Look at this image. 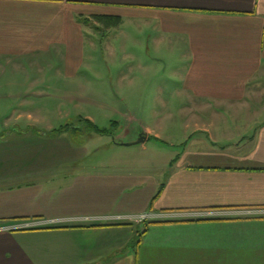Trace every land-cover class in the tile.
Wrapping results in <instances>:
<instances>
[{
  "label": "crops",
  "instance_id": "crops-1",
  "mask_svg": "<svg viewBox=\"0 0 264 264\" xmlns=\"http://www.w3.org/2000/svg\"><path fill=\"white\" fill-rule=\"evenodd\" d=\"M98 17H119L104 26L118 28L116 35L124 17L157 24L155 34L135 36L134 46L154 48L150 58L163 66L174 60L176 93L199 105L189 112L193 130L169 144L161 162L136 168L65 159L59 170L62 161L1 147L0 264H264V215L239 212L264 208V117L249 114L244 127L220 130L223 114L211 107L264 97V0H0V61L38 66L48 57V69L71 78L97 49ZM131 36L122 50L107 43L109 55L129 56ZM206 105L216 119L200 120ZM235 112L226 114L241 120ZM145 134V142L158 136ZM11 151L17 156L4 159ZM203 211L226 213L184 215ZM143 212L182 215L131 217ZM41 220L57 222L24 225Z\"/></svg>",
  "mask_w": 264,
  "mask_h": 264
},
{
  "label": "rangeland",
  "instance_id": "rangeland-1",
  "mask_svg": "<svg viewBox=\"0 0 264 264\" xmlns=\"http://www.w3.org/2000/svg\"><path fill=\"white\" fill-rule=\"evenodd\" d=\"M130 21L124 17L121 35H116L118 28L105 29L100 23L96 30L92 25V38L97 49L84 59L80 70L71 78H58L55 70L48 69L53 66L52 60L49 66L48 57H40L38 66L32 59L25 58L0 61V148L19 145L26 154L35 155L29 157L34 160L45 157L44 160H79L136 168L147 166L148 162H161V155L166 156L169 144H181L186 140L196 117L195 113L189 112L198 109L199 105L189 101L184 94L176 93L180 80L172 75L174 67L170 62L174 60L163 66L150 58L154 48L148 36L145 38L152 49L134 46L135 36L155 34L157 24L145 25L143 21L132 24ZM126 33H132L131 41L127 40L125 46L129 56L121 52L117 56L109 55L106 44L111 43L122 50ZM39 67L43 71L39 72ZM249 95L246 105L211 106L223 114L219 116L222 126L218 129L244 127L249 114L260 113L259 117H264V97ZM206 106L198 113L200 120L216 119L211 115L210 106ZM235 109L241 120L226 114ZM27 114L32 119L28 120ZM85 119L101 128L112 127V135L97 134L87 126ZM27 124L35 127H27ZM147 128L158 136H151L143 144H126L136 140ZM161 149H165L164 152ZM8 154L17 156L18 152L2 153L4 159ZM62 162L59 170L68 165L66 161ZM147 219L153 218L135 220ZM142 231L143 226H138L131 236L137 237Z\"/></svg>",
  "mask_w": 264,
  "mask_h": 264
},
{
  "label": "built area",
  "instance_id": "built-area-1",
  "mask_svg": "<svg viewBox=\"0 0 264 264\" xmlns=\"http://www.w3.org/2000/svg\"><path fill=\"white\" fill-rule=\"evenodd\" d=\"M239 212L242 214H261V215H264V208L245 209V210H239ZM223 213H226V212L225 211H203V212L185 213L184 215H188V216H195V215H197V216H199V215L213 216V215H218V214H223ZM178 215H182V213H142V214L131 216V217H133V218H145L146 219V218H169V217H174V216H178ZM128 217H130V216H128ZM88 218L89 217H85V219H88ZM113 218H115V217H113ZM76 219H78V218H76ZM57 221L70 222L72 220L71 219H63L61 221V219H58ZM57 221H54V220L43 221V220H41V221H33L30 223H25L24 225L25 226H32V225H39V224H49V223H53V222H57Z\"/></svg>",
  "mask_w": 264,
  "mask_h": 264
},
{
  "label": "trees",
  "instance_id": "trees-1",
  "mask_svg": "<svg viewBox=\"0 0 264 264\" xmlns=\"http://www.w3.org/2000/svg\"><path fill=\"white\" fill-rule=\"evenodd\" d=\"M98 20L104 24L105 26H115L118 25L120 23V18L119 17H98ZM85 123L87 124V126L92 129L94 132H96L97 134L100 135H112L110 132L111 128H101L98 127L97 125H94L91 121H89L88 119L84 120Z\"/></svg>",
  "mask_w": 264,
  "mask_h": 264
},
{
  "label": "water",
  "instance_id": "water-1",
  "mask_svg": "<svg viewBox=\"0 0 264 264\" xmlns=\"http://www.w3.org/2000/svg\"><path fill=\"white\" fill-rule=\"evenodd\" d=\"M146 139V134L143 132L141 133L138 138L134 141H131V142H128L126 143L127 145H132V144H137V143H141V142H144Z\"/></svg>",
  "mask_w": 264,
  "mask_h": 264
}]
</instances>
